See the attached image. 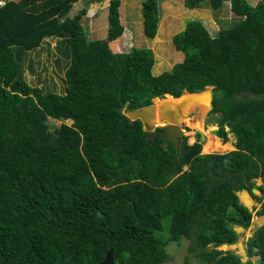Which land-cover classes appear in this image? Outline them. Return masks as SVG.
<instances>
[{
  "label": "trees",
  "instance_id": "trees-1",
  "mask_svg": "<svg viewBox=\"0 0 264 264\" xmlns=\"http://www.w3.org/2000/svg\"><path fill=\"white\" fill-rule=\"evenodd\" d=\"M78 1L0 6V264H101L110 250L115 264H168V246L182 238V264H254L219 246L238 241L235 226L252 224L239 191L261 202L256 215H264V0H183L213 9L230 1L237 20L215 34L190 20L173 36L184 59L160 74L152 48L111 49L125 31L123 0H110L105 38L89 34L87 7L70 14ZM159 5L142 3L149 38L158 33ZM50 37L61 38L69 62L64 93L25 77L26 52ZM208 86L222 90L213 98L214 132L224 142L232 132L234 150L203 153L199 133L176 146L162 137L165 127L154 140L125 115ZM49 117L63 122L50 125ZM257 178L262 196L253 193ZM247 250L264 264V225Z\"/></svg>",
  "mask_w": 264,
  "mask_h": 264
},
{
  "label": "rangeland",
  "instance_id": "rangeland-1",
  "mask_svg": "<svg viewBox=\"0 0 264 264\" xmlns=\"http://www.w3.org/2000/svg\"><path fill=\"white\" fill-rule=\"evenodd\" d=\"M252 4H257L260 0H249ZM143 0H123L121 12L122 19L125 24V33L119 38L110 42V47L116 52H128L132 47H148L155 52L157 62L155 71L162 72L163 70H171L175 63L184 59V52L175 48L173 36L183 30L190 20L197 18L202 19L209 29L215 34L221 28L230 27L235 24L237 18H234L230 12V1H226L219 9H213L210 4L202 5L198 8H188L184 5L183 0H160L159 11L161 12L160 25L155 38H149L144 34L143 17H142ZM110 0H95L94 3H89L86 0H79L74 4L71 15L77 13L83 7L88 8V13L84 15L83 23L87 26L91 37L105 38L108 33V12ZM59 37H50L43 47L26 52L24 58V73L26 79L33 85L41 82L47 90H53L64 93L66 89V81L64 71L69 64L68 59L64 57L58 50L61 41ZM215 95H222V90L215 91ZM202 112L196 111L190 113L182 122V128L186 130V136L189 143H193L198 139L196 129L202 130L204 133L209 132L210 135L216 136L223 143H230L232 147L223 151H204L206 140H202V152L204 153H225L236 148V137L232 132L229 133V140L224 142L215 134L218 129V123H213L212 119L218 117L219 113H212L213 104L209 105ZM199 115L201 119L199 120ZM197 117V118H196ZM196 119V120H195ZM200 122L199 126H194L195 122ZM47 121L50 125L59 126L63 120L49 117ZM65 122L72 123L71 120ZM198 122V123H199ZM229 129V128H227ZM207 139V133H205ZM262 179H256V186L261 185ZM241 191L238 192V195ZM262 196L263 193L257 188L256 193ZM252 196V195H251ZM252 204L249 205L254 210V214L261 208L262 203L258 202L252 196ZM241 202H243L241 200ZM260 215H254L252 224L248 229L241 226H235L239 232V239L232 246H219V249L229 250L241 255L242 260L246 262L248 259L257 261L258 257H251L247 250V240L253 235V232L261 226L259 222ZM258 220V221H257ZM264 225V224H263ZM189 240L182 238L179 242H172L168 246L169 260L168 264H182L187 255V246ZM250 259V260H251Z\"/></svg>",
  "mask_w": 264,
  "mask_h": 264
},
{
  "label": "water",
  "instance_id": "water-1",
  "mask_svg": "<svg viewBox=\"0 0 264 264\" xmlns=\"http://www.w3.org/2000/svg\"><path fill=\"white\" fill-rule=\"evenodd\" d=\"M213 97L212 86L200 92L185 91L179 97L166 94L162 98H154L153 103L147 106L126 109L125 115L132 121L141 120L149 131L148 137L154 140L157 139V128L165 127L162 137L172 140L176 146H179L181 137L187 133L182 128L183 120L196 111V107L207 103L212 105ZM195 131L201 135V140H206V135L202 130L196 129ZM256 190L257 188H253V193H256ZM101 264H115L112 250L107 253Z\"/></svg>",
  "mask_w": 264,
  "mask_h": 264
},
{
  "label": "bare ground",
  "instance_id": "bare-ground-1",
  "mask_svg": "<svg viewBox=\"0 0 264 264\" xmlns=\"http://www.w3.org/2000/svg\"><path fill=\"white\" fill-rule=\"evenodd\" d=\"M207 107L208 106L205 107L204 104H203V105H200V106L196 107L195 109H196V112L200 113V112H202V109H205ZM199 117H200V115H199ZM200 119H201V117L199 118V120ZM199 120L198 121H193V123L195 122L194 126H196V125L199 126V124H200ZM205 133H207V139H206V142L204 144V151H206V152H211V151L214 152L216 150L217 151H223L225 149H228L229 147L230 148L232 147V144H230L228 142L227 143L221 142L216 136L210 135L209 132H205ZM239 196H240L241 200L244 203H246L248 206L253 203L252 199H251V197H250V195L248 194L247 191H241V194Z\"/></svg>",
  "mask_w": 264,
  "mask_h": 264
},
{
  "label": "crops",
  "instance_id": "crops-1",
  "mask_svg": "<svg viewBox=\"0 0 264 264\" xmlns=\"http://www.w3.org/2000/svg\"><path fill=\"white\" fill-rule=\"evenodd\" d=\"M155 66V65H154ZM172 69V68H171ZM164 71V70H163ZM162 71V72H163ZM153 72L155 73V74H160V73H162V72H156L155 71V67L153 68ZM244 191H247V190H244ZM248 192V191H247ZM248 194L250 195V193L248 192ZM250 197L252 198V196L250 195ZM252 207H250V209H251ZM252 210V209H251ZM253 212H254V210H252ZM254 215H256V213L254 214ZM258 216V215H257ZM261 216V218H259L258 220H259V222H262V224L261 225H263L264 224V215H260ZM257 220V221H258ZM237 230V229H236ZM238 232V231H237ZM255 232V231H254ZM253 232V233H254ZM239 233V232H238ZM233 245V244H232ZM232 245H225V246H232ZM229 250H232V249H229ZM232 251H234V250H232ZM254 256H257L258 257V259H259V256L258 255H254ZM251 257H253V256H251ZM251 259V258H250ZM258 259H257V261H253V259H251L252 260V262L254 263V264H258Z\"/></svg>",
  "mask_w": 264,
  "mask_h": 264
},
{
  "label": "clouds",
  "instance_id": "clouds-1",
  "mask_svg": "<svg viewBox=\"0 0 264 264\" xmlns=\"http://www.w3.org/2000/svg\"><path fill=\"white\" fill-rule=\"evenodd\" d=\"M6 1H7V0H6ZM159 25H160V23H159ZM158 29H159V28H158ZM184 29H185V28H184ZM124 33H125V35L127 34V32H125V31H124ZM124 33H123V34H124ZM123 34H122V35H123ZM154 38H155V37H154ZM172 39H173V38H172ZM156 60H157V59H156ZM156 62H157V61H156ZM213 93H214V92H213ZM161 98H162V97H161ZM213 98H214V97H213ZM212 104H213V103H212ZM145 126H146V125H145ZM228 128H229V127H228ZM146 129H147V128H146ZM157 132H158V131H157ZM200 136H201V135H200ZM157 137H158V133H157ZM149 138H150V137H149ZM181 138H182V137H181ZM152 139H153V138H152ZM156 140H157V139H156ZM201 141H202V140H201ZM180 142H181V141H180ZM194 142H195V141H194ZM235 149H236V148H235ZM233 150H234V149H233ZM244 190H246V189H244ZM244 190H241V191H244ZM247 191H248V190H247ZM248 192H249V191H248ZM249 193H250V192H249ZM250 195H251V193H250ZM246 206H247V205H246ZM249 208H250V207H249ZM235 228H236V227H235ZM223 245H232V244H223ZM221 246H222V245H221ZM253 256H254V255H253ZM248 260H250V259H248ZM248 260H247V261H248ZM251 261H252V260H251Z\"/></svg>",
  "mask_w": 264,
  "mask_h": 264
},
{
  "label": "built area",
  "instance_id": "built-area-1",
  "mask_svg": "<svg viewBox=\"0 0 264 264\" xmlns=\"http://www.w3.org/2000/svg\"><path fill=\"white\" fill-rule=\"evenodd\" d=\"M6 4V0H0V6H3Z\"/></svg>",
  "mask_w": 264,
  "mask_h": 264
}]
</instances>
